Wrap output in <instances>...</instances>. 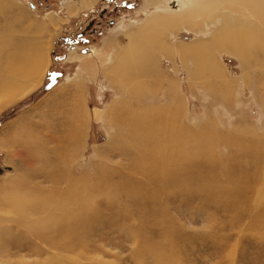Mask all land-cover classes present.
<instances>
[{"label":"rangeland","instance_id":"1","mask_svg":"<svg viewBox=\"0 0 264 264\" xmlns=\"http://www.w3.org/2000/svg\"><path fill=\"white\" fill-rule=\"evenodd\" d=\"M97 2L0 0V64L11 57L13 39L43 46L50 58L42 84L0 110V185L13 187L29 172L11 154L26 147L45 153L37 167L52 177H38V193L56 201L72 177L91 194V212L73 234L46 235L54 249L33 237L0 240V264H264V75L247 76L225 52L215 55L223 74L212 61L197 75L178 55L158 54L145 73L115 85L107 70L123 55L114 48L103 60L96 56L110 40L126 43L158 7ZM178 34L173 45L205 38ZM86 56L95 58L92 72H82ZM164 138L177 146L165 148ZM9 211L0 208L12 217Z\"/></svg>","mask_w":264,"mask_h":264},{"label":"bare ground","instance_id":"2","mask_svg":"<svg viewBox=\"0 0 264 264\" xmlns=\"http://www.w3.org/2000/svg\"><path fill=\"white\" fill-rule=\"evenodd\" d=\"M94 1L96 0H83L84 5L88 8L92 7ZM163 4H166L168 9L161 8ZM151 6L158 7V10L148 14L144 23L127 33L126 43L110 40L105 44L101 53L96 56L103 60L114 48L119 50L116 57L123 55V62L117 68L113 67L107 70V75L111 78L110 81H114L115 85L118 82L122 86L124 83H131L134 77L145 73L148 63L158 54L166 57L178 55L183 61L191 63V72L197 75L208 73L212 61H214V67L217 72L223 74L224 68L215 55L216 53L225 52L236 57L241 62V66L247 76L249 71L254 72L256 70L259 71V74L264 75V0H174V2L169 0L163 3L160 0H146V7ZM182 31H190L197 35L201 34L205 38L198 42L194 41L191 44L179 43L173 45L170 37H177L178 33ZM5 32L9 33L7 30ZM13 35L15 36V32ZM11 41H13L9 45L10 49L13 48L12 52H10L11 57L8 56L6 62L0 64V110L8 104L11 105L12 102L15 103V99L26 95L42 84L50 66V58L43 46L37 47V44L30 46L32 42L25 43L23 41L19 43L15 39ZM4 45L5 43L2 46ZM81 61L82 72H92L95 69V58L86 56L82 57ZM139 116L143 117V115ZM78 127L77 125V129H79ZM135 127L136 125H134ZM136 130L138 129L136 128ZM168 130L166 131L168 132ZM150 131L151 129H149ZM75 139L77 140V138ZM164 139L167 142V139ZM173 144L172 141L171 143L167 142L164 147L175 148L177 145L173 147ZM152 148H155V145ZM185 149L187 148L184 147L183 151ZM189 150L191 151V149ZM11 154L29 172L22 177L17 174L19 179H13L12 182L18 181L13 187L10 186L8 188L10 184L0 185V208L2 206L9 207V212L13 215L12 217H7L0 214V231L5 230L7 233L6 236L0 233V240L8 242L10 245L12 240L19 237H33V239L45 242L51 249H54L56 247L54 242L51 241V238L48 240L46 235L68 230L73 234V227H76L77 220L86 219L91 212L90 207L86 203V201H90L89 196L91 194L89 195L85 180L72 177L66 178L67 183L61 191L62 195L58 193L60 197L54 201V198H52L54 196L53 193H50L51 195L49 193L46 195L38 193L39 190L44 189L39 182H36L38 177H43L45 182H49L52 178L48 171L46 172L44 169H38L37 167L38 164L43 166L46 163L47 159H43L45 153L23 147L21 151L15 150ZM169 160L171 158L167 161ZM154 166L157 167L158 165L156 166L155 163ZM28 167L31 169H27ZM11 184L13 185V183ZM26 193L32 196L29 197ZM35 217L37 219L33 220ZM42 219H46L45 226L39 224ZM37 250H39V253L45 251L44 249Z\"/></svg>","mask_w":264,"mask_h":264},{"label":"flooded vegetation","instance_id":"3","mask_svg":"<svg viewBox=\"0 0 264 264\" xmlns=\"http://www.w3.org/2000/svg\"><path fill=\"white\" fill-rule=\"evenodd\" d=\"M99 2H100V0H98L97 3H99ZM97 3H96V5H97ZM96 5H95V6H96ZM121 6H125V7H126V3L123 2ZM127 6H128V5H127ZM93 8H94V7H93ZM91 24H92V23H91ZM91 24H89V25L87 26V27H89V29L85 30V32L83 31L82 33H80V37H79L80 40H86L88 33L91 32V31H89V30L91 29V27H92ZM87 27H86V28H87ZM93 32H94V33H97V29H96V28H93V29H92V33H93Z\"/></svg>","mask_w":264,"mask_h":264}]
</instances>
